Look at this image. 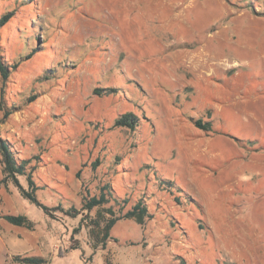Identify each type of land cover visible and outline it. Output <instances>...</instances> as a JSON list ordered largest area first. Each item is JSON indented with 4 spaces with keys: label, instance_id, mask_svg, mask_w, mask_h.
Segmentation results:
<instances>
[{
    "label": "rangeland",
    "instance_id": "1",
    "mask_svg": "<svg viewBox=\"0 0 264 264\" xmlns=\"http://www.w3.org/2000/svg\"><path fill=\"white\" fill-rule=\"evenodd\" d=\"M7 13L0 137L39 201L82 209L107 187L118 216L143 200L153 218L120 220L94 254L85 226L73 236L82 215L51 219L2 181L0 152V264H264V0H0ZM127 113L135 129L116 126Z\"/></svg>",
    "mask_w": 264,
    "mask_h": 264
},
{
    "label": "trees",
    "instance_id": "2",
    "mask_svg": "<svg viewBox=\"0 0 264 264\" xmlns=\"http://www.w3.org/2000/svg\"><path fill=\"white\" fill-rule=\"evenodd\" d=\"M13 13H7L0 18V27H4L11 20ZM29 58V57H28ZM16 66H10L4 61L2 55V49L0 46V75L4 82L8 81L11 76V69ZM13 112L6 111L4 118L7 119ZM4 121H0L2 124ZM139 123V118L133 113H127L120 116L115 124L117 127H126L129 129H135ZM196 127L204 130L211 131V122H205L201 119L196 123ZM0 152L3 156V182H13L19 189L23 198L29 200L32 204L41 209L51 219H58L57 212L63 214L66 217L77 218L82 215V220L77 228L73 230V236L79 234L85 226L89 231V236L93 240L92 249L94 254L99 249H105L107 242L112 239L111 231L115 225L122 219L134 220L138 225H145L147 219H152L153 216L149 211V206L143 201L139 200L131 209H129L124 215L118 216L113 207H105L111 200H113L108 188L102 189L101 194L96 197H89L86 199L82 209H76L75 207L64 208L59 205L56 207H49L41 203L37 197V191L40 187L37 185L34 179L35 167H29L30 160L17 159L10 149V144L4 141L0 137ZM19 177H25L28 182V187L25 188ZM106 190V191H105ZM128 200L125 202L127 204ZM96 209L95 216H91L90 213ZM3 218L14 226L24 227L29 230L35 229V223L24 214L4 215ZM79 245H72V248H79ZM20 264H47L48 260L43 257H20L15 256L13 259Z\"/></svg>",
    "mask_w": 264,
    "mask_h": 264
},
{
    "label": "crops",
    "instance_id": "3",
    "mask_svg": "<svg viewBox=\"0 0 264 264\" xmlns=\"http://www.w3.org/2000/svg\"><path fill=\"white\" fill-rule=\"evenodd\" d=\"M18 264H20V263H18ZM107 264H110V260H108V259H107Z\"/></svg>",
    "mask_w": 264,
    "mask_h": 264
}]
</instances>
